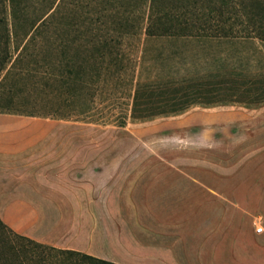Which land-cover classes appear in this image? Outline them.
Listing matches in <instances>:
<instances>
[{
    "label": "rangeland",
    "instance_id": "374dc122",
    "mask_svg": "<svg viewBox=\"0 0 264 264\" xmlns=\"http://www.w3.org/2000/svg\"><path fill=\"white\" fill-rule=\"evenodd\" d=\"M54 1L49 12L54 10V15L73 22L77 17L78 24L81 19L86 24L77 26V31L48 28L53 46L47 42L39 49L32 48L29 53L39 51L40 55L35 57L38 61L31 62V71L12 75L6 84L14 91V102L24 110L41 112L57 107L60 113L70 115L64 120L94 130L93 138L81 135L80 146H95L96 160H111L107 175L114 174L119 168L114 165L120 162H127L121 173L127 170L128 175L127 189L122 194L126 207L120 215L66 216L67 225L86 230L128 221L132 225L129 235L137 242L150 243L153 215L168 211L177 221L173 239L183 240V254L179 257L192 259L188 264H202L201 256L205 257L204 264H215L217 242L221 264H241L240 251L255 247L248 217L254 219L259 211L249 202L252 206L262 202L259 194L264 189V104H196L180 113L149 119L133 118L131 107L139 80L168 82L217 70L223 74L229 62L246 71L263 72L264 46L245 40L205 42L191 37H148L138 28L143 0H114L113 5L109 0H26V15L36 17ZM3 15L11 19L8 6L0 5V16ZM128 16L136 31L126 34L118 45L122 71L112 65L102 68L100 76L96 70L85 75L88 86L81 85L82 91L74 98L67 95L63 81L54 83L48 79L50 64L63 67L65 53L77 48H81V57L87 55L83 46L87 35L114 28ZM196 22L197 27L201 25ZM70 35L78 39L66 45L63 39ZM222 57L225 59L220 63ZM92 155L90 150L89 157ZM218 211L222 213L219 217ZM49 217L65 226L60 216ZM5 238L0 229L1 251L8 248ZM95 239L94 247L105 249L107 241ZM83 240L87 242L86 237Z\"/></svg>",
    "mask_w": 264,
    "mask_h": 264
},
{
    "label": "trees",
    "instance_id": "16d2710c",
    "mask_svg": "<svg viewBox=\"0 0 264 264\" xmlns=\"http://www.w3.org/2000/svg\"><path fill=\"white\" fill-rule=\"evenodd\" d=\"M109 1L112 5L115 3L114 0ZM143 2L144 8L139 6V12L142 9V14L138 28L139 32L144 30L148 37L168 35L185 40L186 37H191L205 42H213V39L215 41L226 39L230 42L245 40L254 45L258 42L264 46V0H143ZM54 3L55 1L48 10L36 17H30L26 15L28 7L26 0H0V5L8 6L11 15L10 20L5 15L0 16L2 113L56 119L71 118L70 115L60 113L57 107L41 112L24 110L14 102V91L6 84L12 75L31 71V62L38 61L35 57L40 55L39 51L29 53L32 48L39 49L47 42L53 46L48 28L54 27L57 32L61 27H66L64 29L68 31H77V26L86 24L82 19L78 24L77 17L73 22L71 18L54 15V10L49 12ZM132 12H135V9ZM197 20L201 22L198 27ZM130 21L131 17L128 16L117 22L114 28H108L105 32L97 30L98 32L87 35L83 44L87 55L81 57L79 51L81 48H77L75 53H65L63 67H53L50 64L52 69L49 71L48 79L54 83L63 81L68 88L67 95L70 94L74 98L82 91L81 85L82 88L88 86L86 84L89 81L85 79V75L96 70L100 76L102 68L109 69L112 65L122 71L124 65L118 45L123 42L126 34L136 31ZM115 31L116 33H112ZM57 35L60 36L58 33ZM75 36L70 35L63 39L67 40L66 45L75 44V40L78 39ZM54 40L57 41L56 38ZM224 59L220 58V63H223ZM241 67L231 66L229 62L223 74L217 70L205 76L184 77L168 82L139 80L134 89L131 116L136 119H149L159 115L180 113L196 104L203 106L264 104V71L250 72L240 69ZM72 98H69V101ZM0 229L5 233L8 247L0 250V264H120L80 250L37 241L13 230L1 217ZM12 240H16L17 244Z\"/></svg>",
    "mask_w": 264,
    "mask_h": 264
},
{
    "label": "crops",
    "instance_id": "0c3cea01",
    "mask_svg": "<svg viewBox=\"0 0 264 264\" xmlns=\"http://www.w3.org/2000/svg\"><path fill=\"white\" fill-rule=\"evenodd\" d=\"M81 135L89 139L95 132L81 128L75 121L0 113L2 220L16 232L37 241L80 250L120 264L191 262L192 259L179 257L183 254V240L173 239L177 221L168 211L164 215H153L154 234L150 243L134 240L129 235L132 225L128 221L124 224L119 220L115 227L108 223L86 230L67 225L66 216L120 215L126 207L122 194L127 189L128 175L127 170L121 173V168L127 162L114 165L119 168L107 175L111 160H96L95 146H80ZM90 150L92 157H89ZM251 197L255 196L248 195ZM259 197L262 202H254L253 206L249 202L251 208L259 211L254 219L248 217L255 247L240 251L241 264H264V189ZM218 212L219 217L223 210L221 214ZM50 215L60 216L65 226L52 220ZM259 226L263 228L260 232L257 231ZM241 235L246 237L244 233ZM97 237L107 241L105 249L94 247ZM216 245L215 264H221L219 242ZM204 259L200 257L202 264Z\"/></svg>",
    "mask_w": 264,
    "mask_h": 264
},
{
    "label": "built area",
    "instance_id": "2783aa9c",
    "mask_svg": "<svg viewBox=\"0 0 264 264\" xmlns=\"http://www.w3.org/2000/svg\"><path fill=\"white\" fill-rule=\"evenodd\" d=\"M262 229H263L262 226L257 227L258 232L262 231Z\"/></svg>",
    "mask_w": 264,
    "mask_h": 264
}]
</instances>
